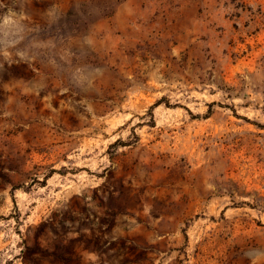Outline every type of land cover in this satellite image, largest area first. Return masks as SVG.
Listing matches in <instances>:
<instances>
[{
  "label": "rangeland",
  "instance_id": "1",
  "mask_svg": "<svg viewBox=\"0 0 264 264\" xmlns=\"http://www.w3.org/2000/svg\"><path fill=\"white\" fill-rule=\"evenodd\" d=\"M0 264H264V0H0Z\"/></svg>",
  "mask_w": 264,
  "mask_h": 264
}]
</instances>
